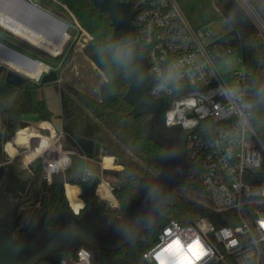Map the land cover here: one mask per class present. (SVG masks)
Instances as JSON below:
<instances>
[{
  "label": "built area",
  "instance_id": "obj_1",
  "mask_svg": "<svg viewBox=\"0 0 264 264\" xmlns=\"http://www.w3.org/2000/svg\"><path fill=\"white\" fill-rule=\"evenodd\" d=\"M23 2L45 11L60 23H43L30 16ZM132 11L136 41L146 50L148 73L153 78L150 93L168 100L166 126L186 133L185 183H199L208 192L214 209L232 211L237 216L236 224L220 227L205 217H194L184 223L171 219L158 230L154 244L143 252L144 259L149 264H186L192 255L188 247L198 245L203 254H193L197 264H261L264 181L260 172L264 167V141L251 122L258 87L254 70L246 64L241 49L232 51L223 46L216 29L210 25L194 26L178 0H134ZM224 20L227 23L225 17ZM0 27L53 56L83 50L91 38L72 12L46 9L40 0H0ZM58 36L64 39L60 48L55 42ZM34 38L47 46L38 45ZM236 52L240 53L238 67L224 70L219 66ZM46 64L47 69L35 81L39 82L43 74L53 69L58 72L61 66V63ZM58 76L55 82L61 83V74ZM47 136L48 150L20 167L18 155L10 152L8 144L22 151L27 144L36 146L39 137H31L19 148L13 136L5 144L8 161L23 171L41 158L47 179L52 182L54 174H65L71 168V153L97 160L76 149L64 148L62 130ZM101 165L100 184L107 183L112 194V185L103 172L108 165L102 162ZM58 264H93L92 249L80 246Z\"/></svg>",
  "mask_w": 264,
  "mask_h": 264
},
{
  "label": "trees",
  "instance_id": "obj_2",
  "mask_svg": "<svg viewBox=\"0 0 264 264\" xmlns=\"http://www.w3.org/2000/svg\"><path fill=\"white\" fill-rule=\"evenodd\" d=\"M247 2L259 19L242 0H215L229 27L228 31L219 33L220 41L232 51L241 49L246 64L255 72L258 87L253 100L251 122L264 141V0ZM40 4L46 9L72 12L76 16L91 36L83 46V53L104 76L98 85L97 94L71 84L60 87L61 112L58 116L62 122L63 147L76 149L92 159H100L102 155L114 156L116 164L122 167L103 171L117 179L112 183V191L118 201L116 205L101 199L97 193L101 182L99 167L90 175L78 173L77 177L68 174L59 177L54 174L52 182L47 179L41 158L30 163L26 170H17L8 161L5 144L18 129L16 143L20 139L19 133L24 131V134L29 130L30 127L24 128L29 122L22 116L36 113L39 119L50 120L53 112L44 98L35 101L33 89L38 85L26 79L21 87L16 88L6 82L8 68L0 66V223L5 216L1 198L3 194L8 203L17 205L16 214L19 218L12 237L18 241H23L39 221L46 228L58 227L66 212L80 216L92 207L101 215L114 217L129 212L141 198L140 179H153L163 169L162 155L165 151L161 143L147 134L146 123L152 115H135L132 113L134 104L125 98L130 78L126 64L121 62L123 46L109 41L115 29L109 12L101 10L93 0H40ZM2 33L1 42L49 63L26 42L12 34ZM139 48L146 57V50L141 43ZM260 175L264 181V167ZM66 182L82 188L80 198L84 200L85 206L79 213L70 204ZM71 184L67 185L68 193L76 196L80 189ZM181 186L183 189H174L167 197L166 205L160 207L155 229L142 232L137 243H130L118 250H92V263L149 264L143 252L154 244L158 230L171 219L184 223L194 217H205L217 227L237 223V216L232 211L219 212L212 207L208 192L199 183H184ZM72 253L74 251L70 249L59 251L56 264L62 257ZM38 264L50 263L43 259ZM261 264H264V252Z\"/></svg>",
  "mask_w": 264,
  "mask_h": 264
},
{
  "label": "water",
  "instance_id": "obj_3",
  "mask_svg": "<svg viewBox=\"0 0 264 264\" xmlns=\"http://www.w3.org/2000/svg\"><path fill=\"white\" fill-rule=\"evenodd\" d=\"M39 1V0H35ZM94 3L103 11H108L110 17L113 20L115 29L111 35L109 41H112L118 45L123 46L125 53H130L131 56L126 63L128 75L130 78V87L125 95V98L134 104L132 113L135 115L151 114V118L146 123V131L150 138L160 143L161 136H171L175 134L181 135L185 139L186 133L180 128L170 129L166 126V115L168 112V100L164 97H154L150 93V86L153 82L152 76L148 73V64L146 62L145 55L139 48V44L136 41V30L132 23L134 18V12L132 11V1H120V0H93ZM252 13L259 19L254 9L250 6L247 0H242ZM264 27V26H263ZM0 31L12 34L9 30L0 27ZM1 44L19 52L23 55L35 59L12 46L1 42ZM7 67L6 82L10 85L19 88L21 87L29 76H25L22 73L8 67L7 65L0 63V66ZM58 72L53 69L49 73L42 75L39 83L35 82V85L52 83L58 80ZM173 153L170 150H165L162 155L163 167L169 166V158ZM76 171L81 174L87 172L86 157L79 156L76 161ZM144 179H140L139 189L142 191ZM177 183H184L183 178H178L165 185L155 187L151 191V204H150V218L148 222H145L139 216L138 210L132 208L129 212L117 217L120 227L122 229V238L118 241H107L99 238L96 234L100 229L101 224L97 221V214L101 215L97 209L92 207L90 212H94L93 218L84 217L79 219L75 214L66 212L62 215L60 225L52 229L51 239L33 255L26 257L23 255V251L30 246H34L33 235L39 230V224L37 223L26 235L23 241H18L12 237V232L15 230L18 218L11 224V227H7L3 222L0 223V264H38L41 260L46 259L53 263V252L61 250H76L81 244L96 249H106L108 251L118 250L130 243H137L140 239L141 233L145 231H151L157 227L158 213L161 206L166 205V202L160 200V193L167 191L169 195L172 192L173 187ZM1 198L4 201L5 209L8 207L5 200V196L1 194ZM136 203V204H137ZM70 238H74L79 243L74 247H68V241Z\"/></svg>",
  "mask_w": 264,
  "mask_h": 264
},
{
  "label": "rangeland",
  "instance_id": "obj_4",
  "mask_svg": "<svg viewBox=\"0 0 264 264\" xmlns=\"http://www.w3.org/2000/svg\"><path fill=\"white\" fill-rule=\"evenodd\" d=\"M178 2L180 6L182 7L184 13L186 14L188 19L194 26L198 27V26L210 25L211 27L216 29L218 32H226L229 30V27L224 20V16L221 10L216 5L215 0H178ZM2 36H3V33L0 32V39H2ZM22 41L26 42L25 40H22ZM26 43L32 46L35 49L34 51L38 53V55H40L43 60H46L47 62H49V64L56 66L57 64L61 63V66L58 70V73L61 74V83L52 82V83H46V84H39L38 86H36L33 89V96L36 102H39L41 98H44L48 106L50 107V109L55 114L57 113L59 114L61 112V98H60V87L61 86H64L66 84H71L80 89L86 90L92 94H97L98 85L104 79V76L98 70L96 65L92 64V62L84 55L83 50H77V51L70 50L64 53L65 55H62V57L61 56L57 57L47 52H43L42 50H40L33 44H30L28 42ZM239 55H240L239 52L231 54L226 59L227 63L221 62L219 66L223 68L224 70H226L229 67L230 68L238 67L237 58ZM29 79L33 81L34 83L37 82L32 77H30ZM54 118H55L53 119L54 125H56L58 128L61 120L57 119V116H55ZM22 119L30 122L29 126H26V127H35V126L38 127V124H37V122L39 121L38 114L26 113L22 116ZM41 125L48 126L47 123H41ZM17 132L18 131H16L14 136L17 135ZM23 132L24 131H21L19 133L20 137L24 135ZM53 135H55V131H53ZM62 145H63V137H62ZM13 147L15 146H9L8 148L10 150ZM28 154L30 157H33L35 155L34 152H28ZM71 157H72L73 164L70 168V171H67L68 172L67 174L69 176L77 177L78 172L74 169V163L78 157L75 155V153L73 154L71 153ZM20 158L21 157L18 156V160H20ZM99 174L101 175V171ZM178 189H183V186L180 185L175 188L176 191ZM192 190H196V189H192ZM78 194L76 196H70L67 190V195H68L70 204L75 210H80L82 206L83 207L85 206V202H83L84 200L82 199L83 200L82 201L78 197ZM109 196L111 195H106V197H109ZM6 202H7L8 207L4 210L5 212L8 211L9 207L13 206V204L8 203L7 200Z\"/></svg>",
  "mask_w": 264,
  "mask_h": 264
},
{
  "label": "flooded vegetation",
  "instance_id": "obj_5",
  "mask_svg": "<svg viewBox=\"0 0 264 264\" xmlns=\"http://www.w3.org/2000/svg\"><path fill=\"white\" fill-rule=\"evenodd\" d=\"M160 143L163 145L165 150H170L173 154L169 158L168 167L165 168L163 167V169L157 174L155 178L153 179L147 178L144 179L143 181V185H144L142 191L143 197L141 201L137 203L134 207L136 210H138L139 216L145 222H148L150 218L151 191L155 187L160 185H165L170 181H173L178 178H183L184 183L186 182L187 150H186L185 139L179 134H175L171 136H161ZM180 185H182V183H177L173 187L172 191ZM168 196L169 195L167 194L166 190L162 191L159 195L160 200L162 202H166ZM16 212H17L16 204H13V206L9 207L8 211L5 212L3 223L6 224L7 227H11V224H13L15 222V219L18 218ZM76 216L79 219L84 217L93 218L95 214L94 212L93 213L90 212V209H88L86 212L83 213V215L80 216L76 215ZM96 216H97V221L101 224L100 229L96 234L99 238L112 242L118 241L122 238V229L120 227L119 221L117 220V217L110 215H99V214H97ZM38 230L39 231L33 235L34 246L32 245L23 251V255H25L26 257L33 255L36 251L42 248L52 237L51 228H46L42 224H39ZM78 243L79 242L74 238H70L67 246L74 247ZM58 255H59V251L53 252L52 254L53 257L52 261L54 264H56ZM48 262L52 264L50 261Z\"/></svg>",
  "mask_w": 264,
  "mask_h": 264
},
{
  "label": "bare ground",
  "instance_id": "obj_6",
  "mask_svg": "<svg viewBox=\"0 0 264 264\" xmlns=\"http://www.w3.org/2000/svg\"><path fill=\"white\" fill-rule=\"evenodd\" d=\"M23 5L26 8V10L29 12L30 16L37 17V19L42 21L43 23H48V22H53V21L58 23V24L60 23L53 16H51L50 14L46 13L45 11H43V10H41L39 8H36V7L26 3V2H23ZM10 19L14 20L13 18H10ZM4 22L7 23L8 25H10L8 23V21H4ZM10 26H11V28H13V27L16 28L13 25H10ZM33 41L35 43H37L38 45H41L42 47L47 46V45L42 44L36 38H34ZM55 42L58 45V48H60L64 44V39H63V37L58 36V38H57V40ZM48 49H50V47H48ZM0 62L5 64V65H7L10 68H13L16 71L22 73L23 75L32 77L33 79H36V80L40 77V75L48 67L45 62L33 60V59L23 55L22 53H19V52L13 50V49L1 44V43H0ZM40 136H43L46 141L45 142H41L38 139V144L36 146H32V145L27 144L25 146L26 147L25 149H23L22 151L17 153V155L21 157L20 160H19V165L25 166V164L28 163L29 161H31L34 157H36L37 155L41 154L45 150H48V148L45 149V147L50 142V138L47 135L41 134L36 129H32V130H29V131L24 133L21 141L18 143L20 145L21 144L25 145L26 142L28 143V140L31 137H40ZM15 138H16V136H14V142H15ZM58 143L59 142L57 141L55 143V145L53 146L55 151H58V149H57L58 148ZM9 146H13V145L10 143V144H8V147ZM50 150H51V148H50ZM15 151H19V150L16 147H13V149H10L11 153H14ZM28 152H34L35 155L33 157H30ZM106 164L110 165V163H107V162H106ZM108 190H110V187H109V185L107 183L104 182V183H102L100 185L99 192L102 193L105 197H106L105 193H107ZM110 192H111V190H110ZM107 198L113 199L112 196L107 197Z\"/></svg>",
  "mask_w": 264,
  "mask_h": 264
},
{
  "label": "crops",
  "instance_id": "obj_7",
  "mask_svg": "<svg viewBox=\"0 0 264 264\" xmlns=\"http://www.w3.org/2000/svg\"><path fill=\"white\" fill-rule=\"evenodd\" d=\"M47 103V102H46ZM48 105V104H47ZM49 107V106H48ZM49 109H50V107H49ZM51 110V109H50ZM52 111V110H51ZM53 112V111H52ZM59 114L57 113V114H55L54 112H53V114H52V117H51V119L50 120H41V119H39V121L37 122V124H38V127L37 126H35V127H30L29 129L30 130H32V129H36L38 132H40V133H42V134H44V135H52L53 134V131H55V132H59L60 130H62V122H60V125L58 126V128H57V126L56 125H54V122H53V119H55L54 117L55 116H57V119H59V120H61V118L58 116ZM29 122V121H28ZM30 123V122H29ZM41 123H47L48 124V126H42L41 125ZM29 126V125H28ZM41 128H40V127ZM24 128H27V127H24ZM22 129V128H21ZM57 129V130H56ZM22 138V136L20 137V139ZM19 139V140H20ZM19 140H18V142H19ZM39 140L41 141V142H45L46 140L44 139V137L43 136H40L39 137ZM21 141V140H20ZM18 142H17V144H18ZM18 146H19V148L22 146V144L20 145V144H18ZM13 149V148H12ZM21 150H19V151H15L14 153H12L13 155H15V154H17V153H19ZM76 161H77V159H76ZM76 161H75V163H74V169H76ZM101 162L102 163H105L106 164V162L107 163H110V165H108V166H106V168H117V169H120L122 166L121 165H118V164H116V161H115V157L114 156H109V155H102L101 156V158L100 159H97V160H89V159H86V166H87V172L88 173H93V171H94V169L95 168H98L99 167V169H100V171H102V169H103V167H102V165H101ZM67 171H70V169L69 170H67ZM67 173L68 172H66L65 174H63V173H61V174H58L59 176H63V177H66V175H67ZM102 173V172H101ZM104 176L106 177V179H107V181L108 182H110V184L112 185V183H114L117 179H116V177H114L113 175H109V174H104ZM68 184H71V183H68V182H66L65 183V188H66V191L68 190L67 189V185ZM71 185H73V186H77V187H79V189H80V191H79V194H78V197L80 198V193L82 192V188L80 187V186H78V185H75V184H71ZM101 185V184H100ZM100 185L98 186V188H97V193H98V195L100 196V198L101 199H103V200H105V201H107V202H109V203H112V205H116L117 203H118V201H117V198L115 197V195L112 193L111 194V192H110V190H108L107 191V193H105L106 195H111V196H113V199H110V198H107V197H104L100 192H99V189H100ZM110 197V196H109ZM81 200H82V198H80ZM83 201V200H82ZM84 202V201H83ZM83 205H84V203H83ZM83 207V206H82ZM81 207V208H82Z\"/></svg>",
  "mask_w": 264,
  "mask_h": 264
},
{
  "label": "snow or ice",
  "instance_id": "obj_8",
  "mask_svg": "<svg viewBox=\"0 0 264 264\" xmlns=\"http://www.w3.org/2000/svg\"><path fill=\"white\" fill-rule=\"evenodd\" d=\"M188 252L192 255H189V257L186 260V264H197L195 261V256L193 254L202 255L203 250L199 249L198 245H192L191 247H188Z\"/></svg>",
  "mask_w": 264,
  "mask_h": 264
},
{
  "label": "clouds",
  "instance_id": "obj_9",
  "mask_svg": "<svg viewBox=\"0 0 264 264\" xmlns=\"http://www.w3.org/2000/svg\"><path fill=\"white\" fill-rule=\"evenodd\" d=\"M131 54L130 53H125L121 57V62L126 64L128 62V59L130 58ZM163 87V85H161Z\"/></svg>",
  "mask_w": 264,
  "mask_h": 264
}]
</instances>
